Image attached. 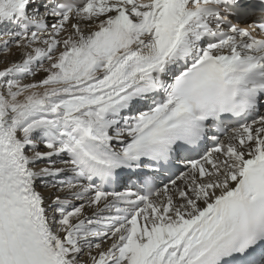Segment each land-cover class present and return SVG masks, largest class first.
<instances>
[{"label":"snow or ice","instance_id":"1","mask_svg":"<svg viewBox=\"0 0 264 264\" xmlns=\"http://www.w3.org/2000/svg\"><path fill=\"white\" fill-rule=\"evenodd\" d=\"M0 264H264V0H0Z\"/></svg>","mask_w":264,"mask_h":264}]
</instances>
